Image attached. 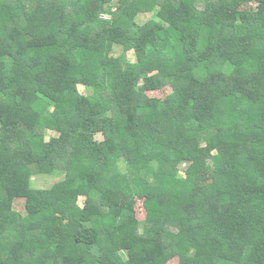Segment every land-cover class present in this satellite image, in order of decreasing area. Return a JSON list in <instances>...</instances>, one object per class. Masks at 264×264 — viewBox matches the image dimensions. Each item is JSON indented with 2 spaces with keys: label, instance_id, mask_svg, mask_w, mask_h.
I'll return each instance as SVG.
<instances>
[{
  "label": "trees",
  "instance_id": "obj_1",
  "mask_svg": "<svg viewBox=\"0 0 264 264\" xmlns=\"http://www.w3.org/2000/svg\"><path fill=\"white\" fill-rule=\"evenodd\" d=\"M177 259L264 264V0H0V264Z\"/></svg>",
  "mask_w": 264,
  "mask_h": 264
},
{
  "label": "rangeland",
  "instance_id": "obj_2",
  "mask_svg": "<svg viewBox=\"0 0 264 264\" xmlns=\"http://www.w3.org/2000/svg\"><path fill=\"white\" fill-rule=\"evenodd\" d=\"M150 18H152V14L142 15L141 17H139L138 22L141 24L143 22V20L150 19ZM114 53L116 55H120L122 53V50L119 47H116ZM133 57H134L133 54L130 53V59L132 61H133ZM79 89L82 93H91L84 86H80ZM168 94H169L168 89L149 93V95L151 97H157V98L162 99V100H164ZM51 135H52V133H49L47 135V140L50 138ZM97 139L101 141V140H103V136L98 135ZM60 174H61V172H55L53 175H50V176H45V175L36 176V177L32 178V182H31L32 186L36 189H42V190L43 189H49L53 185H55L56 183H59L60 181H62L64 179L65 175L62 176ZM83 202L84 201L81 198L80 204L82 205ZM135 205H136V210H137V216L139 217L140 220H143L144 216H145L144 199L137 197ZM15 210H17L18 212H21L22 214L25 213L24 199H18L15 201ZM169 264H178V259L171 261Z\"/></svg>",
  "mask_w": 264,
  "mask_h": 264
}]
</instances>
